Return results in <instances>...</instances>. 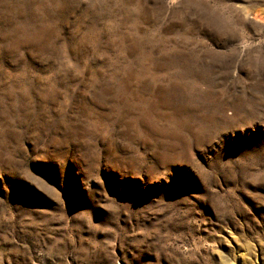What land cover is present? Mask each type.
Returning a JSON list of instances; mask_svg holds the SVG:
<instances>
[{"label":"rangeland","instance_id":"rangeland-1","mask_svg":"<svg viewBox=\"0 0 264 264\" xmlns=\"http://www.w3.org/2000/svg\"><path fill=\"white\" fill-rule=\"evenodd\" d=\"M0 264H264V0H0Z\"/></svg>","mask_w":264,"mask_h":264}]
</instances>
